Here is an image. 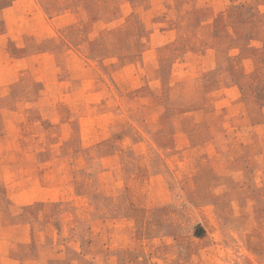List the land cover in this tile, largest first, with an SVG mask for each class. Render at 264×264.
<instances>
[{"label": "rangeland", "instance_id": "rangeland-1", "mask_svg": "<svg viewBox=\"0 0 264 264\" xmlns=\"http://www.w3.org/2000/svg\"><path fill=\"white\" fill-rule=\"evenodd\" d=\"M0 264H264V0H0Z\"/></svg>", "mask_w": 264, "mask_h": 264}]
</instances>
